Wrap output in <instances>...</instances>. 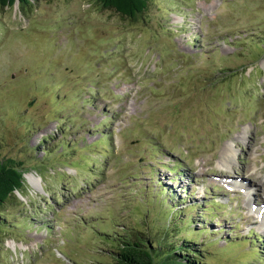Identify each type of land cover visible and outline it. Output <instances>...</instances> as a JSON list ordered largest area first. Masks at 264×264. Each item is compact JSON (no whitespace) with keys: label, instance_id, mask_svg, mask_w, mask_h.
I'll use <instances>...</instances> for the list:
<instances>
[{"label":"rangeland","instance_id":"obj_1","mask_svg":"<svg viewBox=\"0 0 264 264\" xmlns=\"http://www.w3.org/2000/svg\"><path fill=\"white\" fill-rule=\"evenodd\" d=\"M0 158V264H114L137 229L264 264V0L0 7Z\"/></svg>","mask_w":264,"mask_h":264},{"label":"trees","instance_id":"obj_2","mask_svg":"<svg viewBox=\"0 0 264 264\" xmlns=\"http://www.w3.org/2000/svg\"><path fill=\"white\" fill-rule=\"evenodd\" d=\"M15 1L24 10L28 9L34 0H0V7L12 5ZM94 1L101 8L111 9L120 16L132 20L146 9L149 0ZM20 164L12 158H0V207L9 197L16 195V190L22 189L24 176ZM114 244H118L114 264H198V260L194 258L196 255L194 253L191 255L192 249L189 247L183 252L177 249L178 245L172 250L166 249L161 253L155 246L149 245L147 236L138 229L135 233L130 232L127 236H123L122 240Z\"/></svg>","mask_w":264,"mask_h":264},{"label":"bare ground","instance_id":"obj_3","mask_svg":"<svg viewBox=\"0 0 264 264\" xmlns=\"http://www.w3.org/2000/svg\"><path fill=\"white\" fill-rule=\"evenodd\" d=\"M29 178L35 180L34 175H29ZM36 179H37V178H36ZM34 180H33V181H34ZM256 202H257V201H256Z\"/></svg>","mask_w":264,"mask_h":264}]
</instances>
